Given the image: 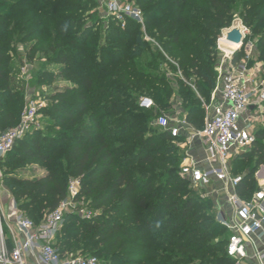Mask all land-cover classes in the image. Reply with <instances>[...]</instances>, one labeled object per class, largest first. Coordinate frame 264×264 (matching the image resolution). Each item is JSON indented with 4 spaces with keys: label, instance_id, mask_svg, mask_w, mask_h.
<instances>
[{
    "label": "trees",
    "instance_id": "16d2710c",
    "mask_svg": "<svg viewBox=\"0 0 264 264\" xmlns=\"http://www.w3.org/2000/svg\"><path fill=\"white\" fill-rule=\"evenodd\" d=\"M92 1L0 0V135L17 125L27 104L26 77L16 75L22 61L13 63L19 49L26 65L39 62L37 54L43 58L28 87L51 84L53 90L46 109L51 131L27 133L0 158V167L8 168L3 184L16 207L39 224L66 197L69 178L80 180L78 198H86L95 215L65 216L55 241L62 254L95 256L99 264L102 256L114 260L111 264H234L226 254L229 234L219 232L224 227L211 213L213 201L193 195L180 175L187 156L184 138L158 132L149 123L170 111L174 85L164 81V69H171L179 74L175 87L183 95L179 103L186 122L203 127L200 99L209 102L218 77L212 42L230 25L229 4L242 2L244 21L252 17L248 24L257 29L264 26V0H136L144 32L131 19L123 27L103 20L99 9L88 15L94 18L88 25L77 12ZM258 46L264 60V29ZM148 48L153 52L145 53ZM239 56L235 52L232 62ZM153 68L164 75L154 76L148 71ZM189 86L193 91L184 93ZM143 98L153 106L140 107ZM117 111L121 115L108 119ZM31 135L20 155L44 172L25 176L11 169L23 159L6 158ZM117 137L124 138L118 146L112 142ZM253 137L250 147L231 160L232 174L241 158L253 157L256 167L264 163V129ZM172 141L183 145L179 154L173 153ZM254 170L235 188L244 200Z\"/></svg>",
    "mask_w": 264,
    "mask_h": 264
},
{
    "label": "built area",
    "instance_id": "2783aa9c",
    "mask_svg": "<svg viewBox=\"0 0 264 264\" xmlns=\"http://www.w3.org/2000/svg\"><path fill=\"white\" fill-rule=\"evenodd\" d=\"M97 3L103 20L112 19L123 27L131 19L144 32L143 12L134 1L97 0ZM242 34L244 35L243 29ZM144 38L152 42L148 36L144 35ZM221 50L225 56H230L236 49L230 51V54L222 48ZM231 67L225 73L219 69L209 102L200 99L205 111L201 129H189L185 117L170 118L165 113L154 120V125L162 132H168L171 137H183L187 144L194 139L204 143L209 168L203 170L196 167L193 161L183 160L180 175L201 188L210 187L213 183L223 186L226 200L232 209L231 216L221 214L220 220L230 230L226 244L227 256L235 264H264V249L249 254L252 237L264 233V183L256 198L244 200L235 192L241 176L231 173V160L246 151L254 140L251 134V119H255L252 109L264 101V86L258 84L256 68H247L244 63ZM40 105L42 103L27 105L17 125L0 135V158L18 139L39 129L37 109ZM139 105L149 109L153 102L143 98ZM79 188L80 180L70 178L66 197L39 224H35L14 204L13 221L7 222L11 247L6 245L3 236L0 204V264H99L95 256L62 254L55 247L56 236L67 214L74 213L83 219H90L95 215L90 208L80 204Z\"/></svg>",
    "mask_w": 264,
    "mask_h": 264
},
{
    "label": "rangeland",
    "instance_id": "374dc122",
    "mask_svg": "<svg viewBox=\"0 0 264 264\" xmlns=\"http://www.w3.org/2000/svg\"><path fill=\"white\" fill-rule=\"evenodd\" d=\"M132 1L135 2L136 0H132ZM240 4L241 5H237V6H234V4H229L230 7L231 6L233 7L231 9V11H229V13L226 14V17L228 18L230 25L227 28L220 29L219 35L213 39V42H212V51H213L212 67L217 72L221 68L222 72L225 73L232 68L231 65L237 66L239 63H244L247 66V68H253V69L256 68L257 75H258L257 81L259 82L258 84L264 86V60L260 57V51H259V46H258V37L262 33L264 26H260L259 28L254 29L253 25L248 24L250 22V20H252V17H250V16L248 18L249 19L248 21H244V17L247 15V9L242 8L243 7L242 2ZM96 10H98V3L95 2V0H93L86 9H83L82 11H79L77 13L83 15L84 22H86L88 25H92L94 23V18L93 17L87 18V17H89L88 15L90 13H92L93 11H96ZM99 12H100V10H99ZM71 15L72 14H65L66 17H70ZM234 24H239L241 26V28L243 29V32H244V39L242 41V44L236 50L233 51V53L239 52V54H240L239 60L237 61V63H232V59H231L232 55L225 56L224 52L221 50V48L222 49L224 48V45H222L220 43L221 42L220 38L223 37L224 32L226 30L230 29L231 26H233ZM99 27H100V22L98 20V22L96 21V23H95V28L99 29ZM152 44H154V43H152ZM156 45L157 44H155V46ZM148 52H153V49L148 48L145 53H148ZM35 59H39L40 61L39 62L36 61V62H33V64L26 65V63H25L26 61L24 59L22 49H19V55H18V57L13 59V63L19 64L17 61H19V60L22 61L21 65H23V66H21V68H19V73L16 75H17V77H21V76L26 77L25 80H26L27 86L25 88V93H26L25 96L27 98V104L24 106V108L31 103H35V104L36 103H42V105L38 106L37 117H38V122L40 125L39 129H41L42 132L47 133L49 129H50V131L52 129L50 127L51 119L49 116V111L46 109H48V106L51 104V100L48 97H49L50 93H52L53 90L51 89V87H52L51 84L50 85L42 84V85L37 86V87H28L29 83L31 82V80L35 76V73L38 70L43 58H41V56H39V54H37L35 56ZM139 60L141 62H144L142 59H139ZM148 71H150L156 77H162V75H164L162 70L159 68H158V70L156 68H153L152 70H148ZM164 71H166L165 77L167 78V79H164V81H169L170 83H172L174 85V94L172 95L171 100L176 99V100L180 101L181 97L183 95L181 94L180 91L176 93L177 88L175 87L176 85H180L178 83V81L176 80V77L179 74L176 71H172L171 69L168 71L166 69H164ZM167 73H169V74H167ZM169 77L171 79H169ZM154 84H156V83H154ZM192 87L189 86V88L185 89L183 92L185 93V91H187V90L193 91ZM175 110L176 109H174L171 106L170 111L167 113V115L170 118H175V116H174ZM252 112H253V115L255 117V119L254 118L251 119V134L253 135L254 132H256L257 130L264 129V101L259 106L254 107L252 109ZM118 115H121V112H118V111L114 112L111 116L108 117V119H112L113 117H116ZM117 125H118V123L107 124L106 127L111 129L113 127H117ZM149 127H151V129H155L158 132H162L161 130H159L154 125V120H152L149 123ZM32 137H33V135L26 138L17 148L13 149L9 153L10 156L6 158L9 161L15 160L16 163H17V161H19V158L23 159L22 162L17 164V167H24L23 170L20 171V168H17V167L11 168V169H13V171H15L16 173H19V174L25 175V176L40 175L44 172L34 162L27 161L24 159L23 156L20 155L22 152V149L24 147L23 143L25 141L30 140ZM123 137H125V136H123ZM122 139H124V138H118L117 137V138L113 139L112 142L114 143V145L118 146V142L121 141ZM172 143H173L172 145L174 148L173 153L179 154V149L181 147H183V145L181 144L180 141L179 142L172 141ZM250 150L251 149H249V151ZM249 151H248V153H249ZM4 156H2V157H4ZM6 169H8V168L0 167L1 226H2L3 236H4V239L6 241V245L8 247H11V241L8 238L9 237V231H8L7 221L5 219V216L7 214L8 209H6L4 207L5 205L2 201V198L3 199L5 198L7 200L9 198L13 199L10 190L3 184L2 174ZM253 170H254V172L251 174V177H252L251 188H250L249 193L246 195L247 200H252V199L256 198L257 193L260 189V186L262 185V183H264V177H263L264 163L256 167L255 159L251 156H247L245 158H241V160H239V161H236V164H235L234 169H233V174L240 175V176H242L243 174H245L247 172H250V171L252 172ZM186 184L188 186V189L192 190L191 193H193V195H195V196L200 195L201 198L209 197L211 199V201H213L211 196L208 194V189L201 188L199 186H195L189 182H186ZM215 189H217V187ZM214 195H216L215 198L217 199V201L220 202L219 204L221 206L222 212L219 211L214 204V209L211 210V213L214 215V219L220 225H222L220 223L221 214H223L227 217L228 211H231V210H230V207L227 203L226 198L224 197V195L222 193L217 194V191H216L214 193ZM79 201H80V204L82 206L88 207L86 198L80 197ZM223 227H224V229H220L219 232L222 233V235H225L228 232V234L230 235V230L225 226H223ZM102 258H105V261L100 260V264H107V263L111 264V261H114V260H111L110 258L107 259L106 256H102ZM172 262L178 263L177 261H173V260H172ZM228 264H231V263H228Z\"/></svg>",
    "mask_w": 264,
    "mask_h": 264
},
{
    "label": "crops",
    "instance_id": "0c3cea01",
    "mask_svg": "<svg viewBox=\"0 0 264 264\" xmlns=\"http://www.w3.org/2000/svg\"><path fill=\"white\" fill-rule=\"evenodd\" d=\"M171 106L176 109L175 110V117H178L179 119H183L185 117V113L183 111V109L180 107V103L178 100H171L170 101ZM187 128L191 129L193 128L190 124L187 126ZM185 145H187V150H186V158L184 159L185 162H189L190 160L193 161V163L196 165V167L200 168V169H208L209 168V163L206 160V151H205V146L204 143L199 140V139H194L190 144H187L186 142H184ZM217 187V189H215ZM206 189H208V194L211 196L212 200H213V204H215V206L217 207V209L219 211H221V206H220V202L217 201V199L215 198L216 195H214V193L217 191V194L222 193L224 195V197L226 198V195L223 192V186L219 183H213L210 187H207ZM2 201L4 203V207L7 210V214L5 216L6 221L12 222L13 221V217H14V199L9 198L7 199H3ZM228 203V202H227ZM229 205V203H228ZM230 210L228 211V216H231L232 213V209L231 206L229 205ZM228 210V209H227ZM222 212V211H221ZM264 249V233L261 234L260 236H253L252 237V246L249 249V254L252 255L255 251L257 250H261ZM255 263V262H254Z\"/></svg>",
    "mask_w": 264,
    "mask_h": 264
},
{
    "label": "water",
    "instance_id": "95a60500",
    "mask_svg": "<svg viewBox=\"0 0 264 264\" xmlns=\"http://www.w3.org/2000/svg\"><path fill=\"white\" fill-rule=\"evenodd\" d=\"M223 39L231 44L241 45L244 39L242 28L239 24H234L230 29L226 30L223 34ZM250 108H253L252 106Z\"/></svg>",
    "mask_w": 264,
    "mask_h": 264
},
{
    "label": "bare ground",
    "instance_id": "6f19581e",
    "mask_svg": "<svg viewBox=\"0 0 264 264\" xmlns=\"http://www.w3.org/2000/svg\"><path fill=\"white\" fill-rule=\"evenodd\" d=\"M221 43H222V45H224L223 50L225 49L224 51L229 53V54H230V51L237 49L239 47L236 44H231V43L226 42L223 38L221 39Z\"/></svg>",
    "mask_w": 264,
    "mask_h": 264
}]
</instances>
